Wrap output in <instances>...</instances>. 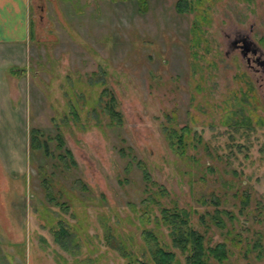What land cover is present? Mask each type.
Returning <instances> with one entry per match:
<instances>
[{"label":"rangeland","instance_id":"374dc122","mask_svg":"<svg viewBox=\"0 0 264 264\" xmlns=\"http://www.w3.org/2000/svg\"><path fill=\"white\" fill-rule=\"evenodd\" d=\"M175 1L30 0L22 116L0 119V264H153L143 228L185 264L161 220L171 205L224 240L226 264H264V64L231 44L246 36L264 61V0ZM168 126L186 128L182 154Z\"/></svg>","mask_w":264,"mask_h":264},{"label":"trees","instance_id":"16d2710c","mask_svg":"<svg viewBox=\"0 0 264 264\" xmlns=\"http://www.w3.org/2000/svg\"><path fill=\"white\" fill-rule=\"evenodd\" d=\"M137 1L139 4L143 2V0ZM199 1L200 0H176L175 6L178 10L193 9L195 8V4H197ZM194 24L195 21L193 22V26H195ZM262 40H264L263 37L260 39V41L262 42ZM102 92L107 94L106 88H103L101 93ZM102 108V110L109 116L110 121H108L110 124H118L121 122L120 111L115 108V99L110 92H108L107 99L104 100ZM263 122L264 118H259V124H262ZM246 123H248V120L246 121ZM176 130V128L168 126L167 129L165 128L164 130V132L166 133L165 137L170 145L175 150H178L177 153L182 154L187 143L185 136L187 130L185 127H183L182 132H176ZM41 136L42 133L38 128L32 127L29 130L30 145L32 143L34 146H38L40 141L41 143H44L43 149L46 150L45 142L40 140ZM55 137L57 139V147H61L63 144L61 135L57 133ZM63 151L70 157V151L67 148H64ZM141 167L142 178L147 183V185H157L150 178L147 169L142 165ZM156 189L161 191L163 190L159 185L156 187ZM147 190H149V188ZM147 194V197L152 198L153 191L150 190L147 192ZM160 211V215L162 218L161 220L168 226V236L170 239V244L173 247H176L182 253L185 264H226L225 260H227L230 249L228 248L224 240L216 241L212 244L208 243L206 239H204L203 233L191 225L188 210L183 207L171 205L160 206ZM218 212L228 214L226 210L216 208L214 209V211H212V213H208V215L214 218L216 221L220 222V214ZM220 225L222 226L221 223ZM66 234V229L62 225H59L54 231V240L56 241L59 238H63ZM142 236L145 242L144 249L146 250V252H148L149 259L153 264H179L174 252L171 249L164 247V245L158 240L151 229L143 228ZM232 244L235 245L234 242H232ZM252 246H258L255 256H262L264 254V252L261 251L262 245L260 244L258 238H256L252 242ZM117 247L118 249L120 248L124 250L127 248L122 242H119L117 244ZM124 254L127 255L128 252L124 251ZM126 259L127 264H132L130 255Z\"/></svg>","mask_w":264,"mask_h":264},{"label":"crops","instance_id":"0c3cea01","mask_svg":"<svg viewBox=\"0 0 264 264\" xmlns=\"http://www.w3.org/2000/svg\"><path fill=\"white\" fill-rule=\"evenodd\" d=\"M29 7L30 0H0V119L22 116L17 107L25 103L23 69L32 36Z\"/></svg>","mask_w":264,"mask_h":264},{"label":"flooded vegetation","instance_id":"af4514ba","mask_svg":"<svg viewBox=\"0 0 264 264\" xmlns=\"http://www.w3.org/2000/svg\"><path fill=\"white\" fill-rule=\"evenodd\" d=\"M246 36L239 35L236 37V40L240 42H236L235 40L231 42V44L235 47H237L241 53L242 56H244L247 66L252 67L251 61L256 62L257 64H261V66L264 64V61L259 59L257 54L256 46L253 45L252 41L248 43H242L241 39Z\"/></svg>","mask_w":264,"mask_h":264},{"label":"water","instance_id":"95a60500","mask_svg":"<svg viewBox=\"0 0 264 264\" xmlns=\"http://www.w3.org/2000/svg\"><path fill=\"white\" fill-rule=\"evenodd\" d=\"M241 42H242V43H248V42H250V40H248L247 38L243 37V38L241 39Z\"/></svg>","mask_w":264,"mask_h":264}]
</instances>
